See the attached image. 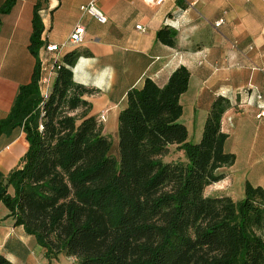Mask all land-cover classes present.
<instances>
[{
  "label": "trees",
  "instance_id": "16d2710c",
  "mask_svg": "<svg viewBox=\"0 0 264 264\" xmlns=\"http://www.w3.org/2000/svg\"><path fill=\"white\" fill-rule=\"evenodd\" d=\"M43 1L36 0L31 20L30 81L0 120V140L21 131L27 144L18 167L0 175V204L14 225L49 262L64 256L75 264H264V188L246 181L239 201L204 195L223 180L218 171L235 163L221 129L229 101L215 98L200 140L188 141L180 97L190 74L179 67L162 87L146 79L129 90L115 136L104 135L84 99L91 90L72 76L88 51L65 54L42 95ZM15 3L0 0V24ZM175 35L164 28L156 39L174 47ZM172 146L183 160L163 162ZM0 264L11 263L0 256Z\"/></svg>",
  "mask_w": 264,
  "mask_h": 264
},
{
  "label": "crops",
  "instance_id": "0c3cea01",
  "mask_svg": "<svg viewBox=\"0 0 264 264\" xmlns=\"http://www.w3.org/2000/svg\"><path fill=\"white\" fill-rule=\"evenodd\" d=\"M90 1H43L42 71L54 62L61 64L69 52L88 51L91 56L80 57L72 68L73 81L91 90L84 96L90 115L103 114V133L114 137L129 90L140 89L146 79L162 87L177 68L185 67L190 76L180 97V122L186 129L192 126L191 134L193 121L198 127L195 140H200L201 118L205 121L213 100H228L230 108L221 121L228 136L225 151L235 156L240 172L257 173L253 184L264 188V0H164L159 6L144 0H94L105 24L80 11ZM35 3L16 0L10 13L1 16L0 120L18 88L31 78L34 59L28 45ZM77 26L83 28L82 42L73 44L70 36ZM164 28L175 32L174 47L157 41V32ZM49 45L57 51L47 52ZM184 104L191 112L190 125L183 121ZM13 147L0 154V162L16 158ZM0 256L11 264L52 263L35 239L14 225L2 204Z\"/></svg>",
  "mask_w": 264,
  "mask_h": 264
},
{
  "label": "rangeland",
  "instance_id": "374dc122",
  "mask_svg": "<svg viewBox=\"0 0 264 264\" xmlns=\"http://www.w3.org/2000/svg\"><path fill=\"white\" fill-rule=\"evenodd\" d=\"M185 109H184V123L185 125H190V114L191 112L189 111L186 104H184ZM204 119L201 118V126H200V131L202 129ZM192 122L193 125V133L190 134L192 131V126L188 129V137L190 136V140L192 143L197 142L199 139L197 138L195 140L196 133H197V125ZM200 133V132H199ZM14 144V154H15V159L13 160H8L7 162L3 161L0 162V175L2 179L6 177V175L18 167L19 161L21 157L24 155L25 151V141H24V134L21 131H16L11 137L9 138H2L0 140V154L9 148L10 146H13ZM183 160V155L181 152H179L176 147L172 146L169 148V153L166 157L163 158V162H176V161H181ZM240 167L238 168V165L234 164L230 168H222L218 171V174H221L223 176V180L219 182L216 185H211L210 187L206 188L204 195L205 197H214L218 195H227L229 196L232 200L236 201L240 198L243 197V188H244V183L248 181L251 183L253 186V182H256V174L257 173H244L239 171ZM51 264H75L73 259H68L64 256H59L56 260L52 261Z\"/></svg>",
  "mask_w": 264,
  "mask_h": 264
},
{
  "label": "built area",
  "instance_id": "2783aa9c",
  "mask_svg": "<svg viewBox=\"0 0 264 264\" xmlns=\"http://www.w3.org/2000/svg\"><path fill=\"white\" fill-rule=\"evenodd\" d=\"M164 0H144V2L147 5H154V6H159L162 4ZM80 11L86 13L87 15H89L90 17H92L96 22H98L99 24H105L107 22L106 17L104 16V14L98 10V8L96 7L94 0L90 1L88 4L81 6L80 7ZM222 23V21H218L215 23V27L220 26V24ZM136 29L140 30V26H136ZM82 34H83V28L80 26H77L71 36H70V41L73 44H80L82 42ZM45 50L47 52H55L57 51V46L56 45H49L45 47ZM57 62H54L53 64H51V66L49 67V69L46 72H43V74L41 75L40 81H39V86L42 92V95L44 98H46L47 96V92L51 86L52 80H53V76H54V72L57 69L56 67ZM264 112H262L261 114H263ZM99 120L103 123L105 121V116L103 114L99 115Z\"/></svg>",
  "mask_w": 264,
  "mask_h": 264
}]
</instances>
